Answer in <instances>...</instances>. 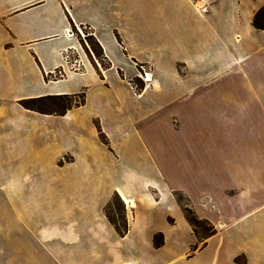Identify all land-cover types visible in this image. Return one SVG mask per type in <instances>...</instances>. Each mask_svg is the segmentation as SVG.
<instances>
[{"label":"crops","instance_id":"0c3cea01","mask_svg":"<svg viewBox=\"0 0 264 264\" xmlns=\"http://www.w3.org/2000/svg\"><path fill=\"white\" fill-rule=\"evenodd\" d=\"M262 6L0 0V264H264ZM72 27L90 29L108 68L80 55L82 71L66 70ZM135 64L149 75L139 92ZM57 69L62 79H46ZM80 93L61 116L20 104ZM63 125L88 128L91 149L55 150ZM78 128L70 137L85 143ZM116 196L123 235L106 215ZM185 203L214 235H194Z\"/></svg>","mask_w":264,"mask_h":264},{"label":"rangeland","instance_id":"374dc122","mask_svg":"<svg viewBox=\"0 0 264 264\" xmlns=\"http://www.w3.org/2000/svg\"><path fill=\"white\" fill-rule=\"evenodd\" d=\"M71 34L76 38L75 40L77 41L79 46H78V51L75 49L65 50L64 56L62 57V59H63V62L65 63L66 70L72 71V70H70V66L74 60H79L80 55H82V57L86 56L87 58H89L90 61H92L94 63L93 65H95V67H97V69L99 71H101L99 69V67H101L102 69H105L106 67H108L107 66L108 64L104 58L105 56L103 55V52H102V55L100 57H96L94 55V53L92 52V50H97L95 47L96 40L93 37V33L90 31L89 28H87V27H72V33ZM101 51H102V49H101ZM144 69H145V67L142 64H135L136 75H135V77L132 78V80H130L131 81L130 84L132 85L133 90L136 92L142 91L144 88H146L147 81H143V79L145 80V76L147 74L144 73ZM146 69H147V71H149L148 68H146ZM80 71H82V69ZM73 72L74 71H72V73ZM64 73H66V72H64L62 69H57L54 72H52L51 74H48L46 76V79L57 81V80H60L64 77ZM71 96H75V98L72 99L71 102L76 103V102L81 101L80 99L83 97V94L80 93V94L71 95ZM90 100H93V99L90 98ZM73 108H75V107H73ZM87 109L85 110V112H87ZM84 114L85 113H83V115ZM179 122H180V125L178 126L179 129L175 130V132L179 131V133H180V131L184 128V122L186 123L187 119L182 118L179 120ZM107 124L111 125L112 123H107ZM167 124L170 126H173L170 118L165 119V125H167ZM123 126H125V125L123 124ZM76 128H78V127H74L73 125H63L62 126V137H63V139H62L61 143L58 145V147H55V150H57L60 153L65 152V154H66L68 151L79 152V151H81V147H87L88 150L91 149L90 144L95 142V141H93V140L90 141L87 139L86 134L88 133V128H78L76 130V132L78 133L77 135L79 137H81V139L85 138L87 140V141L84 140L85 143H81L82 141H80V142L77 141V143H76L70 137V133L73 130H75ZM109 130H111V128H109ZM98 134H99L100 140L105 142V144H107V140H106L105 136L101 133V131L99 129H98ZM67 137H69V139ZM178 137L173 135V138H174L173 141H174L175 145L183 142L182 135H180ZM76 139L79 140L78 137H76ZM90 152L92 154H101L102 151L100 149H96V150H90ZM175 152L177 153V151H174V154H175ZM45 153H46L45 157H48V159H49L50 156L47 153V150ZM62 178L63 177L61 175H59L58 180H61ZM188 181H190V177L185 176L184 182L187 183ZM185 183H183V184H185ZM33 195L34 194H32L31 196H33ZM122 213H123V210L120 206V203L115 198H113L112 201L110 202L109 206L106 209V215L112 221H114L118 224H122V222L120 221V216H119V215H122Z\"/></svg>","mask_w":264,"mask_h":264},{"label":"trees","instance_id":"16d2710c","mask_svg":"<svg viewBox=\"0 0 264 264\" xmlns=\"http://www.w3.org/2000/svg\"><path fill=\"white\" fill-rule=\"evenodd\" d=\"M252 25H253L252 27L255 29L264 30V6L258 9L254 14ZM95 47L97 50H92V52L96 57H100L102 55V51L96 42H95ZM74 98L75 96H71V95H58V96L48 95L40 98H31V99L22 100L20 101V104L22 108L33 110L36 111L37 113L53 114L56 116H61L64 115L68 109H72L73 107H79L80 105L83 104V97L80 99L81 100L80 102L72 103L71 101ZM117 197L118 196L114 198L120 203V206L123 210L122 204ZM175 197H176L175 200L179 203L182 201L184 202L187 201L180 193H175ZM183 210L185 214L184 218L190 224V227L196 237L208 238L209 236L214 235L216 233V230L210 224H208L207 221L197 218V216L188 207L186 203L185 206L183 207ZM119 216L122 224H118L112 221L108 216L107 218L110 221V223L114 226V228L117 230V233L123 235L124 233H126L127 226L123 219V213L122 215ZM153 244L156 248L162 245L161 234H157L153 236ZM193 249H196V247H193Z\"/></svg>","mask_w":264,"mask_h":264},{"label":"built area","instance_id":"2783aa9c","mask_svg":"<svg viewBox=\"0 0 264 264\" xmlns=\"http://www.w3.org/2000/svg\"><path fill=\"white\" fill-rule=\"evenodd\" d=\"M83 68H84V66L80 60H74L70 66V70H72L74 72H79ZM143 81H145V80L143 79Z\"/></svg>","mask_w":264,"mask_h":264},{"label":"bare ground","instance_id":"6f19581e","mask_svg":"<svg viewBox=\"0 0 264 264\" xmlns=\"http://www.w3.org/2000/svg\"><path fill=\"white\" fill-rule=\"evenodd\" d=\"M148 76H149V75H146V76H145V81H148Z\"/></svg>","mask_w":264,"mask_h":264}]
</instances>
